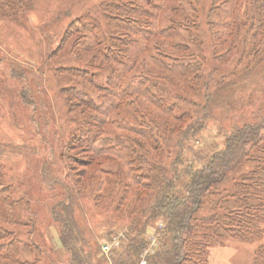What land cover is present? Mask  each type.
Listing matches in <instances>:
<instances>
[{
  "label": "rangeland",
  "instance_id": "rangeland-1",
  "mask_svg": "<svg viewBox=\"0 0 264 264\" xmlns=\"http://www.w3.org/2000/svg\"><path fill=\"white\" fill-rule=\"evenodd\" d=\"M122 1L135 0H0V184L8 187L15 202V209L9 206L10 202L0 203V228L7 232L0 244L13 241L15 236L19 248L18 262L9 264H70V253L60 241L61 223L54 219V211L73 217L86 238L84 248L91 250L94 246L92 252L99 254L108 233L120 239L133 224L132 218L137 215L130 214L129 207L134 193L117 210L127 170L125 160L113 153H93L80 146L77 139L83 136L82 129L93 130L96 149L101 148L102 140L112 145L122 134L143 145L145 139L120 129L116 121L133 124L148 118L156 123L157 134L164 135L169 143L158 150H138L140 154L134 156L140 157L138 164L143 166L135 171L141 173L150 169L149 163L156 162L171 173L182 167L175 163L178 140L188 124L202 120L199 130L184 141L182 153L185 160L199 167L224 148L227 136L235 129L264 119V9L261 11L259 0H238L233 35L217 48L208 28L212 0H168L159 11L160 29L169 26V40L188 47L180 53L188 52L198 59L201 75L189 90L178 79L167 77L163 68L149 64L143 70L141 62L147 54L141 51L137 64L126 73L125 82L144 74L152 91L178 106L177 114L188 113L186 119L175 123L137 94L125 98L131 103V112L120 105L103 120L90 107L71 109L76 100L68 88L83 89L88 93V102L98 105L109 72L105 70L107 64L93 61L94 49L77 52L75 45L84 32L70 36L66 31L70 25L78 29L89 23L109 39L111 21L130 20L117 17L111 9ZM141 6L151 11L148 4ZM170 22L174 25L170 26ZM164 38L157 35L148 39L151 53H156V45ZM63 68L84 70L86 78L61 73ZM93 77L96 86L89 80ZM89 115L98 116L104 123L93 121L89 126ZM250 167L245 162L231 172L227 182L218 187L219 197ZM101 179L102 195L97 198ZM187 179L179 177L175 191L184 192ZM150 196L148 193L149 199L145 198L151 200ZM63 201L69 203L68 208L60 206ZM214 201L204 204L199 214L211 213L210 203ZM144 203H139L140 210ZM163 226L162 219L150 226L146 233L148 244L140 259L158 247L157 227ZM261 226L264 228V222ZM262 245L264 233L251 240L227 235L207 249V264H254ZM2 261L5 260L0 259V264Z\"/></svg>",
  "mask_w": 264,
  "mask_h": 264
},
{
  "label": "trees",
  "instance_id": "trees-1",
  "mask_svg": "<svg viewBox=\"0 0 264 264\" xmlns=\"http://www.w3.org/2000/svg\"><path fill=\"white\" fill-rule=\"evenodd\" d=\"M135 1L138 3H134ZM135 1H122L111 7L117 12V17L130 18L134 22L111 21L109 39L105 38V34L97 32V28L89 23L82 24L78 29L70 25L66 31L70 36L76 32H84L81 35V41L75 45L77 52L94 49L96 52L93 61L100 60L101 64H107L105 70L109 72L105 86L102 88L105 92L98 105H91L88 102L90 101L88 93L83 89L68 88L69 95L76 100V103H72L71 109L80 105L90 107L99 112L103 120L112 109L120 105L127 112H131V103L125 102V98L131 94H137L147 102H152L163 113L175 120V123L180 122L187 118L188 113L177 114L178 106L169 103L152 91L149 80L144 74L134 76L125 82L126 73L137 64L138 54L146 51L147 55L141 62L143 70L150 67L149 64L163 68L167 77L172 76L178 79L186 88L192 90L194 82L201 75V71L197 70L198 59L188 52L180 53L188 47L169 40L172 37L169 26L160 29L157 18L159 11L168 0ZM142 3L151 6V11L144 9L141 6ZM259 3L262 11L264 0H259ZM237 4L238 0H212V7L208 13V28L216 48L225 44L233 35L232 26L235 22ZM173 25L170 22V26ZM157 35L165 38L163 42L156 45L158 48L156 53H151L147 47V41L150 37ZM165 48L169 49V52H166ZM98 65L100 64L96 66ZM60 72L86 78V72L78 68H63ZM89 80L96 86L94 77ZM122 83L126 85L123 86ZM88 120L90 121L86 123L90 122L89 126L93 121L97 124L104 123L95 115L93 117L89 115ZM201 121L197 119L188 124L180 135L175 163L182 167L171 173L169 168L159 167L156 162L149 163L150 169L146 168L145 171L138 173L143 166L138 164L140 157L134 156L140 154L138 150L145 148L158 150L161 147H168L169 143L165 141L163 133V137L157 134L159 129L156 123L148 118L133 124L128 120L116 121L120 129L145 139L146 142L143 145L137 139L122 134L113 140L112 145L102 140L101 148L96 149L93 130L89 127V129H82L83 136L77 139L80 146L91 149L93 153H104V151L113 153L125 160L127 170L123 174L125 181L117 210H120L125 199L134 193L129 213L137 216L132 218L133 224L129 225L128 229L123 231V236L119 237V245L113 247L108 254L104 252L99 254L95 253L96 251L92 252L94 246L91 250L84 248L86 238L73 217L60 215L54 211V219L61 223L60 241L70 253V264H138L143 247L148 244L146 233L158 219L164 221V226L157 227L159 245L146 256L147 264H207V249L227 235L251 240L259 238L264 233V228L261 226L264 222V119L235 129L227 136L224 148L216 151L206 162L196 167L192 161L185 160L182 153L184 141L193 135L191 133L195 134L199 130L198 126H202ZM169 126L167 129L169 127L170 130L174 127L178 128L176 124L174 127ZM245 162L251 164L250 169L242 172L235 179L231 189L219 197L218 187L227 182L230 173L239 169ZM133 166L136 167L133 168ZM182 176H187L188 179L184 183V192L180 193L175 191V187L177 179ZM102 181L103 179L98 185L97 198H101L102 195ZM7 188L0 184V203L10 202L9 206L15 209V202L11 199ZM148 193L151 194V200H147ZM211 200H215L210 203L213 204L210 207L211 213L200 215L201 207ZM142 201L145 203L140 210L139 203ZM59 204L63 208L69 207V203L65 201ZM10 220H14V217H10ZM5 232L0 228V239L4 237ZM114 237L117 236L108 233L105 241H110ZM12 240L6 244L4 242L0 244V259L5 260L1 264H9L10 261L18 262L16 256L19 248L16 237L14 236ZM79 243L81 245H78ZM262 259H264V245L259 247L254 264H264Z\"/></svg>",
  "mask_w": 264,
  "mask_h": 264
},
{
  "label": "built area",
  "instance_id": "built-area-1",
  "mask_svg": "<svg viewBox=\"0 0 264 264\" xmlns=\"http://www.w3.org/2000/svg\"><path fill=\"white\" fill-rule=\"evenodd\" d=\"M120 243V240L118 239V237H114L112 240L110 241H104L102 243V250L105 254H108L110 252V250L113 248V247H116L118 246ZM138 264H147L146 263V258L142 257L139 261Z\"/></svg>",
  "mask_w": 264,
  "mask_h": 264
}]
</instances>
